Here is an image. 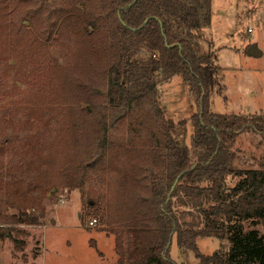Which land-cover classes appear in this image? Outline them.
<instances>
[{
  "label": "trees",
  "instance_id": "obj_1",
  "mask_svg": "<svg viewBox=\"0 0 264 264\" xmlns=\"http://www.w3.org/2000/svg\"><path fill=\"white\" fill-rule=\"evenodd\" d=\"M210 23L211 0H0L2 59L18 81L35 75L55 102L29 120L43 131L55 123L49 145L39 142L45 132L25 141L34 152L49 148L44 169L28 179L31 192L82 191L90 175L114 172L112 197L86 201L102 205L97 231L114 236V264H178L169 255L173 237L199 264H264V156L257 169H236L232 150L244 130L264 144V114L210 110L212 54L196 34ZM174 76L198 107L190 148L176 136L185 120L167 119L157 98L159 83ZM2 174L0 167V190L13 176ZM228 177L237 181L228 186ZM43 215L0 211V223L40 225ZM22 233L0 228V239ZM198 238L228 248L204 255Z\"/></svg>",
  "mask_w": 264,
  "mask_h": 264
},
{
  "label": "rangeland",
  "instance_id": "obj_2",
  "mask_svg": "<svg viewBox=\"0 0 264 264\" xmlns=\"http://www.w3.org/2000/svg\"><path fill=\"white\" fill-rule=\"evenodd\" d=\"M13 19L11 32L18 22L17 17ZM196 34L202 49L212 54L215 83L210 110L218 114H264V0H211L210 26L197 30ZM8 42L15 43L11 35ZM251 45L256 46L259 56L247 55ZM3 52L1 48L0 167L4 178L9 171L13 176L3 180L7 183L12 181L8 187L2 182L0 211L16 214L26 210L37 214L42 209L44 215L40 225L0 223V228L13 227L23 232L0 239V264H114L117 259L114 236L97 231L105 227L101 221L102 205L97 207L99 212L96 207L95 210L89 208L86 201L93 203L98 196L109 200L115 190L116 174L111 172L104 177L90 175L82 191L57 189L52 192L44 187L37 193L31 192L28 179L35 177V167L42 170L47 164H44L46 157L43 153H47L49 148L34 152L25 141L37 132H45L39 142L49 145L53 140L55 123L49 118L48 127L43 131L39 126H30L29 120L38 109L52 108L55 102L49 88L38 87L35 75L26 74L23 81H18L10 62L2 59ZM157 98L167 119L174 123L185 120L183 126H176V136L183 146L190 148V116L198 111V107L187 88L179 77L174 76L159 83ZM48 117L45 112L41 118L45 120ZM48 145L46 147H50ZM232 150L235 152L233 165L236 169H257L264 156L261 136L252 130L238 133ZM19 178H25V182L18 183ZM236 181L237 178L226 179L228 186ZM91 219L96 223L88 226ZM185 220L189 221V217ZM14 239L19 241V245ZM91 241L95 242V247ZM196 244L204 255H211L219 248L223 251L228 248L226 241L211 238H198ZM169 255L178 264H199L190 251L176 246L175 237L171 239Z\"/></svg>",
  "mask_w": 264,
  "mask_h": 264
},
{
  "label": "water",
  "instance_id": "obj_3",
  "mask_svg": "<svg viewBox=\"0 0 264 264\" xmlns=\"http://www.w3.org/2000/svg\"><path fill=\"white\" fill-rule=\"evenodd\" d=\"M247 55H248V56H259L260 53L257 51L255 45H251V46L247 49ZM175 184H176V181L174 182V184H173L171 190L174 188Z\"/></svg>",
  "mask_w": 264,
  "mask_h": 264
},
{
  "label": "built area",
  "instance_id": "obj_4",
  "mask_svg": "<svg viewBox=\"0 0 264 264\" xmlns=\"http://www.w3.org/2000/svg\"><path fill=\"white\" fill-rule=\"evenodd\" d=\"M95 223H96V220H95V219H91V220L88 222V226H93Z\"/></svg>",
  "mask_w": 264,
  "mask_h": 264
},
{
  "label": "crops",
  "instance_id": "obj_5",
  "mask_svg": "<svg viewBox=\"0 0 264 264\" xmlns=\"http://www.w3.org/2000/svg\"><path fill=\"white\" fill-rule=\"evenodd\" d=\"M102 233H104V232H102ZM107 236V235H106Z\"/></svg>",
  "mask_w": 264,
  "mask_h": 264
}]
</instances>
